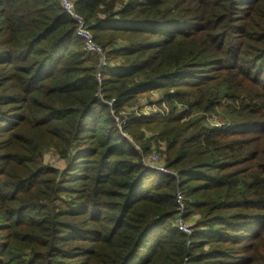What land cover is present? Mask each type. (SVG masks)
Returning <instances> with one entry per match:
<instances>
[{"label": "trees", "instance_id": "16d2710c", "mask_svg": "<svg viewBox=\"0 0 264 264\" xmlns=\"http://www.w3.org/2000/svg\"><path fill=\"white\" fill-rule=\"evenodd\" d=\"M72 1L104 68L59 0H0V264H264V0ZM154 93L128 141L104 101Z\"/></svg>", "mask_w": 264, "mask_h": 264}, {"label": "built area", "instance_id": "2783aa9c", "mask_svg": "<svg viewBox=\"0 0 264 264\" xmlns=\"http://www.w3.org/2000/svg\"><path fill=\"white\" fill-rule=\"evenodd\" d=\"M60 5L62 7V9L64 10V12L68 15V17L75 23L76 29H75V34L81 38L83 40L84 43V47L86 49V51L94 53L96 55L99 56V60H100V69L104 68L106 66V62H105V57H104V53L101 49V47H99L93 40V36L92 33L90 32V30L87 27V24L84 20V18L82 16H80L76 9H75V5L74 2L72 0H59ZM96 78L98 81H100V72H98L96 74ZM104 103L108 106V108L111 111V114L113 116V120L115 121L116 125L120 128L119 130L121 131V125H123L125 123V119L123 118V116H125V112H120V118L118 117V113L116 114L113 110L114 108V100H108V101H104ZM150 109V108H149ZM145 110V109H144ZM133 111V116L136 118H140L143 115V110H131ZM149 117V115H147ZM121 119V120H120ZM138 151L139 148H138ZM155 155H152L150 157L149 160L142 158L141 159V164L150 169L153 170L155 172L158 173H162V174H171L165 167V164L163 162V159L161 158V156L159 154L154 153ZM175 201L178 205V214L175 218V224L176 227L185 235H191L192 231L190 228V225L187 224L184 220V207H183V197L180 191L176 192L175 195Z\"/></svg>", "mask_w": 264, "mask_h": 264}, {"label": "rangeland", "instance_id": "374dc122", "mask_svg": "<svg viewBox=\"0 0 264 264\" xmlns=\"http://www.w3.org/2000/svg\"><path fill=\"white\" fill-rule=\"evenodd\" d=\"M146 98H148V97H146ZM146 98L142 97L132 107H126V108L120 110L118 112V117L120 118V115H119L120 112H125V116H123V118L125 119V122H129L128 120L133 117V115H132L133 111H130L131 108H132V110H140V111L143 110V112H144L143 115L146 116V117H148L147 115L151 116V115L158 114V113H160L163 116V118H165V117H167L169 115L170 111L167 109V107L165 106L164 103H162L160 105L157 104L160 101L158 93H154L151 96V98H149V99H146ZM196 115H198V114L197 113L193 114V117H196ZM182 121L185 122L186 119H183ZM207 121L210 122L211 125L217 126L218 128H225V126L221 127L219 125L221 123L219 121H217V120H213L212 117H208ZM114 123H115V121H114ZM115 125H116V123H115ZM120 127H121V129H123V125H121ZM118 129H120V128L118 127ZM122 132H123L122 134L124 136H126L127 140L132 142V139L130 138V136H128L127 133H125L124 131H122ZM135 148H136L137 151H138V148L140 149V147L138 145H136V144H135ZM164 149H165L164 144L159 145L158 150H159L160 153L162 151H164ZM156 151H157V149L152 148L150 150V152L148 154H146L143 158L149 160L150 157L152 155H155L154 153H156V154H159L161 156V158L163 159V162H164L165 160H164L163 156L160 153L156 152ZM43 159H44L45 163L52 164L53 167H58V168H61V169H63L65 164H66V162L64 160L58 159L53 151L45 152L44 155H43ZM184 220H185V222L187 224L191 225V227L193 226V222H194L193 220H190V221H188L186 219H184Z\"/></svg>", "mask_w": 264, "mask_h": 264}]
</instances>
